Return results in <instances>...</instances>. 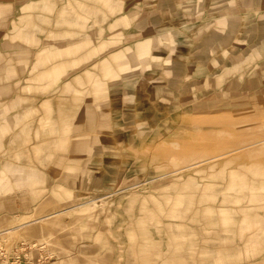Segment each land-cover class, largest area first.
<instances>
[{"label": "rangeland", "instance_id": "1", "mask_svg": "<svg viewBox=\"0 0 264 264\" xmlns=\"http://www.w3.org/2000/svg\"><path fill=\"white\" fill-rule=\"evenodd\" d=\"M6 264H264V0H0Z\"/></svg>", "mask_w": 264, "mask_h": 264}, {"label": "built area", "instance_id": "2", "mask_svg": "<svg viewBox=\"0 0 264 264\" xmlns=\"http://www.w3.org/2000/svg\"><path fill=\"white\" fill-rule=\"evenodd\" d=\"M0 264H6L4 253L0 250Z\"/></svg>", "mask_w": 264, "mask_h": 264}]
</instances>
